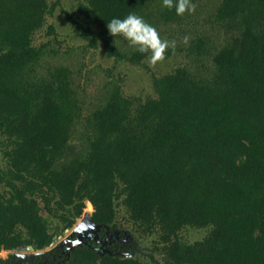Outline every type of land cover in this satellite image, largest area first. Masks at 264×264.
<instances>
[{"label":"trees","instance_id":"16d2710c","mask_svg":"<svg viewBox=\"0 0 264 264\" xmlns=\"http://www.w3.org/2000/svg\"><path fill=\"white\" fill-rule=\"evenodd\" d=\"M192 2L178 16L163 0H85L80 20L67 16L86 49L116 64L147 68V55L109 33L113 18L138 15L176 41L166 57L182 62L152 74L141 100L109 70L81 94V74L56 60L60 42L33 45L57 2L0 0V264L49 249L85 203L95 224L152 237L156 264H264V0ZM185 228L207 233L185 243ZM128 247L82 245L61 261L144 264Z\"/></svg>","mask_w":264,"mask_h":264},{"label":"rangeland","instance_id":"374dc122","mask_svg":"<svg viewBox=\"0 0 264 264\" xmlns=\"http://www.w3.org/2000/svg\"><path fill=\"white\" fill-rule=\"evenodd\" d=\"M84 1L85 0H47L48 5L55 2L58 4L55 5L53 14L46 17L42 29L33 35V45L40 46L50 43V46H52V42H60L59 45H56L58 49L56 60L61 59L66 61L68 63L67 65L70 66L73 71H77L81 74L78 77V88L81 94L90 96L94 93L99 84L104 81L106 71L109 70L110 80H118V77L122 78V81L119 83H122V89L126 96L138 97L141 100H145L147 96H152L151 75L154 74L157 76L170 72L173 68L180 65L182 57H166L162 63H158L156 66H151L146 59L145 64L147 68H144L142 66H132L126 62L116 64L112 59L106 58L102 48L96 51L86 49L84 42L74 37V25L67 17L70 16L75 20H80L81 15L77 12V5L79 2ZM49 26L54 28L55 34H48ZM94 29L96 28L94 27ZM161 38L165 39V35H161ZM122 42L128 44L124 39ZM2 149L3 145L1 144L0 166L4 168L5 164L1 154ZM88 205V203H85L83 213L88 212ZM92 212L93 208L89 205V215H91ZM123 215H125V212L121 210L118 216L120 217ZM77 221H80V218ZM125 227L124 230L130 233L127 241H130L129 243L132 244V246L137 247L136 256H140L144 264H156L151 262V259L147 256L151 253L153 238L137 236V233L135 234L131 231L132 227L130 224ZM206 233V229L185 228L181 230L179 237L185 243H192L202 239ZM61 240L62 239H59L58 241ZM131 256L134 257L135 254H131ZM0 257L5 259L7 257V251H0ZM154 257L158 263L161 264L160 257Z\"/></svg>","mask_w":264,"mask_h":264},{"label":"clouds","instance_id":"9594fccd","mask_svg":"<svg viewBox=\"0 0 264 264\" xmlns=\"http://www.w3.org/2000/svg\"><path fill=\"white\" fill-rule=\"evenodd\" d=\"M163 6L175 8L178 16L186 13H194L196 5L192 0H163ZM109 33L114 37H122L129 46L135 48L141 54L147 55L148 63L156 66L166 59V52L171 48H176V41L162 39L159 32L142 17L129 14L125 18H113L107 23ZM189 37L185 36L183 42L186 44Z\"/></svg>","mask_w":264,"mask_h":264},{"label":"flooded vegetation","instance_id":"af4514ba","mask_svg":"<svg viewBox=\"0 0 264 264\" xmlns=\"http://www.w3.org/2000/svg\"><path fill=\"white\" fill-rule=\"evenodd\" d=\"M87 213V212H84ZM89 214V213H88ZM91 216V215H89ZM83 216L80 217V221L75 222V224L69 228L66 229L61 235L56 236L54 238L53 243L51 244L50 248L55 247L56 249L53 250L52 252H55L54 255H47L44 259H41L42 264H49L52 263L54 260H58L56 264H62L61 257L64 254H69L68 252L73 251L76 247H80L82 245H87L93 250H97L101 253H107L111 251V249H122L121 247L124 245V247L129 248V242L127 241L128 237L126 238L122 235L119 234V231L116 230H111L109 226H104V225H99L95 224L93 221L94 225H99L100 229L98 231L96 230H91L89 227H86L85 232L79 234V233H73V229L84 219L82 218ZM59 239H62L61 241H58ZM77 239H81L80 243L75 246L74 248L72 247V243L76 241ZM58 241V242H57ZM64 243L62 244V242ZM21 250L17 251L20 252ZM16 253V252H15ZM8 252H7V257H8ZM16 260V258H15ZM34 260V259H33ZM32 260V261H33ZM31 261V262H32ZM29 262L28 260L25 262H22L21 264Z\"/></svg>","mask_w":264,"mask_h":264},{"label":"water","instance_id":"95a60500","mask_svg":"<svg viewBox=\"0 0 264 264\" xmlns=\"http://www.w3.org/2000/svg\"><path fill=\"white\" fill-rule=\"evenodd\" d=\"M82 218L84 219V221H82L81 223H79L74 229H73V233H83L85 232V228L89 227L91 230H96L98 231L100 229L99 225H94L92 222V218L91 216H89L88 213H83L82 214ZM81 239H77L76 241H74L72 243V247L74 248L75 246H77L80 243ZM64 243V241L62 242V244ZM55 247H52L51 249H47L44 251H35L33 249L32 246H26L24 248L21 249V252H17V258H16V263L17 264H21L22 262L25 261H31L33 260L36 256L40 257L41 259H44L49 253H51L53 250H55ZM108 254H111L110 251L107 252Z\"/></svg>","mask_w":264,"mask_h":264}]
</instances>
